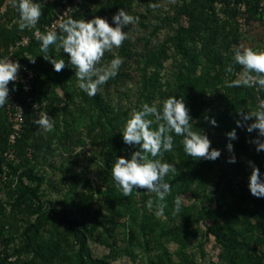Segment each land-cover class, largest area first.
<instances>
[{"label": "trees", "instance_id": "16d2710c", "mask_svg": "<svg viewBox=\"0 0 264 264\" xmlns=\"http://www.w3.org/2000/svg\"><path fill=\"white\" fill-rule=\"evenodd\" d=\"M150 1L152 0H81L70 16L74 19L87 20L97 15L107 19L115 27L112 18L120 8H123L141 24L144 35L136 42H132L131 39L124 41L117 51V55L123 60L118 74L100 88L107 94L111 88L134 82L131 67L136 65L138 99L133 108L123 110L119 103H115L109 96L103 94L104 92L98 91L95 96L89 97L79 89L75 70L71 67H65L59 73L54 71V66L42 57L40 42L33 36L34 29L20 31L17 9L7 6V0H0V58L9 57L27 67L28 71L24 70V75L29 74V71L34 73L30 80L32 85L30 93L24 92L22 84L11 82L9 84V94L14 93V101L23 107L25 113L24 129L14 147L16 156L21 159L18 164L14 160H9L6 155L10 150L9 138L14 132V123L9 114L15 110L13 102L9 99L5 106L0 108V232L4 233V225L8 224L11 216L16 218L18 211L24 209L29 217L27 223L21 226L19 236L22 244L13 254L17 256V260H10L7 254L0 260V264H114L116 256L97 257L90 248V241L95 239L101 227L110 235L111 230L102 222L101 212H93L92 202L83 198L75 187H71L65 193L60 205L50 200L43 201L44 194L41 188L46 184L47 176L38 173L34 166L27 164L29 162L27 154L29 149H32L37 155L54 157L60 148L67 150L66 144L69 141L74 142L77 136L75 128L71 126L75 123L77 128L82 126L87 129L95 145H101V156L108 163V168L103 169V173L111 175L115 159L119 156L130 158L131 152L135 150L123 143L121 134L133 110H140L144 103L160 108L164 100L180 93L179 85H173L169 81L163 82L166 63L170 60L172 65L178 68L175 72L177 80L186 79L192 87H201L212 94L219 93L217 106H213L210 101H203L188 107L193 130H201L211 118H215L218 126L214 127L224 133L225 143H222V148L227 150L229 142L233 145L236 143L234 140L229 141L226 134L235 129L237 136H240L236 148L241 149L244 155L249 157V161L259 167L261 180L264 181V151L257 152L256 146L248 142V139H254L257 134L248 133L246 128L238 127L236 121L239 116L232 113L233 109H240L246 100H252L256 105L258 96L264 99V90L257 91L247 86L228 87V84L235 80L234 75L241 72L240 66L233 62L232 50L233 45L243 39L236 20L238 10L226 5L222 12L225 13L227 20H223L216 8L218 0H177L173 6V15L154 16L155 22L149 26L147 13H153L149 6ZM263 1L236 0L237 3L247 5L250 15L260 14L259 6ZM34 2L40 3L43 12L36 24V28H41L55 20L63 0ZM144 2H149L145 8L146 12L137 11ZM125 28L126 26L124 31ZM166 28L171 30V34L160 41V33ZM23 36L29 37V45L17 49L12 55L9 52L10 46ZM138 43L142 44V47L138 48ZM49 54L53 58L64 59L67 64V54L62 50L58 52L55 46L50 47ZM105 56L112 60L115 54L106 53ZM29 59H35V63ZM230 65L233 67L232 73L226 71ZM213 71L215 73L211 76ZM226 76L230 78L228 83L224 82ZM60 94L64 96L63 108L56 107V104L63 102ZM35 104L39 106L41 112L53 113L50 118L53 120L54 129L46 135L34 123L39 118L33 107ZM206 115L209 121L204 120ZM251 122L253 121L248 123ZM181 140L182 137L174 135L173 151L165 153L162 158V162L173 164L177 169L174 175L170 173L165 180L178 194L190 191L189 183L195 182V189L191 191L192 197L203 205L205 201L197 197L198 193L203 192L211 206L197 211L194 206L192 210L181 203L180 213L173 215L175 200L166 197L164 203L168 209L165 207L163 213L169 215L171 211V218L180 220L179 225H175L172 230L154 222L152 214L144 211L140 213L138 209H134L132 214L130 213L128 226L132 245L126 248L124 253L136 257V248H142L149 253L152 251L151 245L156 244L161 253L150 256L147 264H175L171 252L163 246V242L174 241L180 244L182 249H186L191 239L198 238L199 231L195 225L203 221L206 224L207 237H213L221 248L218 258L222 264H263L262 258H258L252 242L245 237V233L246 226L252 219H255L264 231V203L262 201L256 203L254 212H250L247 218L242 217L241 201L246 199L245 190L250 189L248 185L247 187L244 185L239 191L231 188V183L241 173L242 163L234 171V175L222 166L217 176L219 180L215 183L213 174L216 176L217 166H221L219 158L215 161L193 160L185 154ZM37 155L35 154V157ZM229 177L233 178L224 185ZM249 177H245L248 184ZM62 181L66 184L69 179L64 175ZM213 184L215 190L210 196L206 193ZM116 191L117 187H109L106 192L100 193L116 198ZM140 191L146 208L154 193ZM229 197H232V200ZM6 198L9 200H5ZM131 199L132 194L130 201ZM155 203H160L157 197ZM7 205L11 206L10 217L6 214ZM117 214L122 215L119 212ZM245 222L246 225L243 226ZM48 233L53 234V238L46 239L45 235ZM56 235L63 237L65 244L54 240ZM39 238L43 244L38 242ZM52 240L53 243H50ZM182 253L183 260L187 259L186 252ZM24 256L26 259L22 260ZM188 261L183 264H190Z\"/></svg>", "mask_w": 264, "mask_h": 264}, {"label": "rangeland", "instance_id": "374dc122", "mask_svg": "<svg viewBox=\"0 0 264 264\" xmlns=\"http://www.w3.org/2000/svg\"><path fill=\"white\" fill-rule=\"evenodd\" d=\"M176 2L177 0H175L174 3H171L170 0L150 1V3L159 4L160 7L156 9L150 7L153 13H147V25L151 26V24L155 22L154 16L164 17L167 15H173V6L176 5ZM7 3V6H13V0H7ZM148 3L144 2L141 7L137 8V11L145 13V8ZM226 5H230V7L236 9V11L238 10L239 15L236 17V20L240 26L239 31L243 34V39L238 44L233 45L232 50L234 51L235 48L241 45H243L244 47H250L253 50H264V1L261 2L259 6V13L262 14V16H260V14L250 15L248 13V7L245 3H237L236 0H218L216 8L217 10H219L220 16L223 20H227L225 17V13L222 12L226 8ZM95 16L89 17L87 20H90ZM36 27L37 26L35 25V27L32 28V30L34 29L33 36ZM125 32L128 33V39H131L132 42H136L139 37H142L144 35L142 33L141 24L137 21L135 24L126 26ZM170 34L171 30L169 28L162 30L160 33V41L164 40ZM25 37L29 38L28 36H23L22 38ZM137 47H142V44L138 43ZM118 49H114L113 52L109 53H111L112 55L115 54L116 57L118 56ZM110 61L111 60L107 59V57L104 56L102 63L104 65H107L110 63ZM135 68L136 65H133L131 67V74L134 77V82H127L122 84L120 87L111 88L107 94L103 89L99 90L101 91V93L104 92L103 94L109 96L115 103H119L123 110L133 108L138 99L139 89L138 85L136 84L138 81V76L136 75ZM177 71L178 68L174 67L172 65V60H170L166 63V71L162 76L163 82L169 81L171 84L179 85V87L181 88L180 93H178L177 95L174 94L173 96L177 97L178 99H184L187 107L195 103H201L203 101H210L213 106H217V104L219 103V93L212 94L210 91H205L201 87H192L186 81V79L177 80L175 77V72ZM214 73L215 71L211 72V76H213ZM239 73L240 72H237L234 75L235 79L238 78ZM229 79L230 78L226 76L224 78V82L228 83ZM251 89L257 90L256 88ZM60 98L63 101V94H60ZM77 102H79V100H77ZM63 105L64 101L61 104H56V107L63 108ZM256 106L257 103L256 105H254L252 100H246L244 101L240 109H233L232 113L237 115V111H252L255 110ZM79 112L80 111H78L77 113L79 114ZM37 113L40 116L41 111L39 110ZM43 113H48L49 116L53 115L52 112L44 111ZM74 124L75 123H73V125L71 126L75 128L74 130L76 131L77 136L74 142L69 141V143L66 144L67 150H65V148H60L59 150H57V154L54 155V157H46L42 154L37 155V152L29 149V152L27 154L29 162L27 164L29 166H34L38 173L47 176V182L41 188V191L44 194L42 200H50L54 204L60 205V202L64 199L65 193L70 190L71 187H75L83 198H85L88 202H92L91 210L93 212H101V216H103L102 222L104 223L106 228L111 230L110 235H108L104 232V228L101 227L99 229L95 239L93 241H90L89 243L93 254L97 257L114 255L116 256L114 264H147L150 256L153 257V255L161 253V250L157 247L156 244L151 245L152 251L149 253L145 252V250H143L142 248H136V257L127 256L124 253V250L126 248H130V246L132 245V237L128 226L129 219L131 218V214L134 209H138L140 213L144 211L152 214V220L154 222L160 225H164L166 226V228H170V230L178 226V222H180V220L172 219L171 211H169V215H166L165 213L156 215V211L158 210V203H155V194H152V197L150 199L153 202L152 207L149 208L147 205L146 208H144L142 192L140 190L134 189L131 201L130 196L124 197L122 195V192L118 188L116 191V198H110V196L105 195L104 193H100L106 192L109 187H116L111 175H105L103 173V169L108 168L107 160L101 156V145L94 144L93 137L88 134L87 129L82 126H79L77 128ZM41 131L44 135L48 134V132H44L43 130ZM201 131L204 134L208 135L209 139L212 142V147L221 151V156L219 157L221 166H217L216 176L213 174L214 182H218L219 177L217 176L221 172L222 166L225 167L230 172V174L234 175V171H236V169L240 167V163H242L241 173L231 183V188L233 190L238 189L239 191V189L243 188L244 185L247 187L248 181H245V177L251 175L252 169L248 164L249 157H246L241 149L236 148V144L238 143L240 136H237L238 138L233 141L234 143H236L233 145L236 162L228 163V159L233 153H229L228 150L222 148V143H225L224 133L217 130V128L212 126L210 122H207L206 125H203ZM254 133L257 134V132L255 131ZM17 138L18 136L16 137L14 142H11L10 136V150L6 154L9 160H14L16 164H18L21 160L16 156V153L14 152ZM249 141L250 139H248V142ZM35 154L37 155V157H35ZM244 156L245 158H243ZM64 175H66L69 179L66 184L64 183V181H62ZM232 178L233 177H229V179L224 182V185L228 184ZM189 184L191 189L190 191H187L185 193L178 194V192L170 188V191L166 196L167 199L175 200L176 197H180L183 205L191 209L194 206L195 210L197 211L202 209L203 207H210L211 204L203 196V192H201V194H197L198 199L201 198V200L205 201L203 205L201 202L197 201L195 197H192L191 191L195 189L196 184L195 182ZM214 190L215 185L213 184L212 186H209L206 194L211 196ZM238 195L240 196V193H238ZM244 196L246 199L241 201V210L242 217L247 218L249 216V213L254 212V210L256 209V203L260 201L264 203V198L254 197L248 189L245 190ZM229 199L232 200V197H229ZM5 200L9 199L6 198ZM166 209L168 208L166 207ZM118 212L122 215L117 214ZM6 214L9 217L12 215L10 205L6 206ZM9 219L10 220L7 221L8 224L4 225V233L0 232V260L2 258L4 259L8 254L11 258L10 260L15 261L17 260V256H13V254L15 251H17V248L20 246V244H22L21 238L19 236L21 226L27 223L29 217L27 216V213L24 212V209H22L18 211L16 218L11 216ZM242 225L245 226L246 222ZM195 228H197L199 231L198 238L191 239L190 244L186 249H182L181 245L174 241L163 242V246L167 250H169V252H171L173 262H176L175 264H183L184 262H186V260H189L188 262H191L190 264H222V262L218 258V255L221 252V248L216 243L213 237H207L206 224L203 223V221H200L195 225ZM246 228L247 229L245 237L252 242L253 249L256 250L258 258H262L261 260L264 264V231L259 227L255 219H252L250 224H248ZM52 235L53 234L48 233L45 235V238L49 240ZM59 238L60 236L56 235L54 240H59L60 244H65L64 238ZM38 242L40 244H43V241L40 238L38 239ZM50 243H53V240ZM182 251H185L188 255L187 259L183 260L184 257H182ZM25 259L26 256L22 258V260Z\"/></svg>", "mask_w": 264, "mask_h": 264}, {"label": "clouds", "instance_id": "9594fccd", "mask_svg": "<svg viewBox=\"0 0 264 264\" xmlns=\"http://www.w3.org/2000/svg\"><path fill=\"white\" fill-rule=\"evenodd\" d=\"M174 3L175 0H170ZM153 9L159 4L150 3ZM13 7L19 13V30L24 31L35 27L43 15L41 5L34 0H13ZM115 27L107 19L95 16L90 20L74 19L69 17L59 19L52 30L45 33L36 32L35 37L40 42V52L45 61L54 66L57 73L71 67L75 70L78 87L89 97L95 96L101 86L109 79L114 78L119 71L123 60L116 56L109 64L102 63L106 53L120 48L128 39V33L123 29L136 23V18L120 8L113 16ZM58 27V31L55 30ZM51 46L67 54V64L64 59L53 58L49 54ZM30 60V59H29ZM35 63L34 60H30ZM233 62L239 65L241 72L238 78L228 84V87L247 86L264 90V50H253L243 45L234 49ZM21 68L19 62H13L10 58H0V108L9 100V84L18 80ZM227 72L232 73L230 65ZM239 119L236 124L240 128H246L248 133L257 132V136L249 142L256 146V151H264V99L257 97V106L252 111H237ZM209 121V117H204ZM192 117L184 99L170 96L163 101L162 107L150 106L144 103L140 110H133L126 120L121 131L123 143L135 150L130 158L119 156L111 167V177L116 187L124 197H129L135 190H147L154 193L160 203L156 215H161L166 207L164 203L170 191V185L165 177L170 173L175 174V165L162 162L165 153L173 151L174 135L182 137L181 144L186 155L193 160L215 161L221 156V151L212 148V142L207 134L201 130H193ZM249 121H253L248 123ZM212 126H218L215 118L210 119ZM34 123L44 132H51L54 128L53 120L48 113H40ZM155 124V127L153 125ZM229 141L236 140L235 129L228 132ZM229 153H233L228 163H235L234 146L227 144ZM251 167L248 187L256 198H264V181L261 180L259 167L254 162L248 161ZM152 201L148 207H152ZM181 198L174 201L173 215L181 211Z\"/></svg>", "mask_w": 264, "mask_h": 264}, {"label": "built area", "instance_id": "2783aa9c", "mask_svg": "<svg viewBox=\"0 0 264 264\" xmlns=\"http://www.w3.org/2000/svg\"><path fill=\"white\" fill-rule=\"evenodd\" d=\"M53 1H58V0H50V2H53ZM80 2H81V0H73V1L63 0L62 4L60 5V7L56 13L55 20L52 21L50 24L44 25L42 28H36V30L34 31V37H35V33L37 31L40 33H45L47 30H52L53 26L57 25L61 16H63L64 19H67L70 16H72ZM55 30L58 31V27ZM29 42H30L29 38H26V37L22 38L21 40L17 41L12 46H10L11 48H9V52L13 55L17 49L27 47L29 45ZM13 62H15V61H13ZM26 68L27 67H24L21 65V68H20L19 73H18V80L15 83L22 84L24 92L30 93V91L32 90V85L30 84V80L34 77V73L29 71V74L27 73L26 75H24L23 71L27 70ZM13 98H14V93L12 92L9 94V99L13 102V107L15 108V110H14V112L9 113L10 118L14 123V125H13L14 132L11 135V142L15 141L16 137L19 136V134L24 129V125H25V113H24L23 107H21L18 102L14 101ZM33 107L36 110V112L39 111V106L37 104H35ZM0 246H1V244H0Z\"/></svg>", "mask_w": 264, "mask_h": 264}]
</instances>
